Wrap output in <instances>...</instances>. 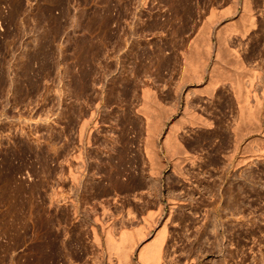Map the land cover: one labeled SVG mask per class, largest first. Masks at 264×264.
<instances>
[{"label":"rangeland","instance_id":"obj_1","mask_svg":"<svg viewBox=\"0 0 264 264\" xmlns=\"http://www.w3.org/2000/svg\"><path fill=\"white\" fill-rule=\"evenodd\" d=\"M242 1L0 0V264H52L53 236L61 245L58 264H108L103 231L91 217L95 214L102 225H112V233L119 232L120 236L122 222L125 229L131 230L141 224L137 222L141 216L155 213L153 198L143 194L150 190L148 182L154 181L148 168L138 176L145 185L134 189L127 198L125 193H102L96 189L100 178L94 176V167L107 161L108 153L118 146L115 141L122 119H129L126 128L131 130L129 137L135 139L130 145L132 154L141 153V142L133 135L143 127L140 123L144 115L139 109L143 107L140 92L144 85L153 95L148 99L149 114L159 116L161 123L157 145H162L169 127L176 123L181 144L195 162L193 166L184 163L187 181L176 179L169 165L159 175L160 202L164 207L161 215L155 214L154 218L162 224L171 217L166 226L162 263L264 264L263 111L258 130L244 138L253 143L228 160L232 144L228 140L221 143L222 128L213 126L219 117L231 131L239 123L243 125L232 116L237 108L231 99L229 81L219 79L208 89L207 72L199 83L189 81V77L182 82L180 79L184 68L181 54L188 52L205 22L211 27L209 45L225 57L220 63L213 54L206 56V71L214 61L220 63L218 72L232 71L215 31L229 22L240 27ZM257 2L258 6L252 7L256 27L264 21V0ZM228 6L236 13L216 19L217 24L207 21L211 8L221 15ZM256 27L244 37L234 33L225 37L241 58L249 53L253 56L249 65L245 64L256 71V92L262 94L264 56L258 53L264 41L253 35L259 32L264 39V33L256 31ZM44 40L48 46L43 49ZM70 71L75 77L82 74L83 79L73 97ZM186 93L189 99H185ZM186 107L211 125L190 124ZM80 108L87 114L95 112L98 125H89V153L84 158L92 169L83 178L84 188L78 189L77 199L70 190L66 167L71 161L67 155L69 139L79 147L80 122L77 119L72 125L71 121ZM228 129H224L226 137L231 135ZM240 156L246 161L242 162ZM93 186L95 189L90 188ZM174 196L180 203L169 210L168 199ZM68 197H73L78 209L75 212ZM147 200L153 206L149 201L147 206ZM127 208L134 215L131 223L126 219L130 218ZM140 208L144 211L140 212ZM212 215L218 224L216 230L211 228ZM90 225L98 229L104 243L101 239L100 243L94 241ZM114 234V239L119 238ZM114 256L110 255L116 260ZM130 258L134 264L140 263L136 252Z\"/></svg>","mask_w":264,"mask_h":264},{"label":"bare ground","instance_id":"obj_2","mask_svg":"<svg viewBox=\"0 0 264 264\" xmlns=\"http://www.w3.org/2000/svg\"><path fill=\"white\" fill-rule=\"evenodd\" d=\"M182 1L187 2L189 0H182ZM235 1L233 0V2H235ZM251 1L250 0H243L241 3V9H240L241 12L239 13V18H238V23H240V27H238L237 26L238 24L235 22H229V24H226V26L223 25L224 28L222 30L220 29V31H217V33L215 31L216 36L220 39L219 44H221L222 47H225L224 48L225 51H223V52L227 56V59L229 60V62H231V64L229 63V66L232 67V71H230V69H229V73H228V71H226V72H218L217 71V68H218L217 64H220L221 62L223 63L224 62L223 59L225 57L222 58L223 56L221 54V51H219V50L214 51L213 48L209 45V40H208L209 35L208 34L211 33V30H210L211 27L208 25L205 26V24H207V22H205V21H204L205 23H203V25H202L203 28H201V30H199L198 38L193 41L191 48L188 50L187 53L181 54L182 60H183V66H184L182 75L180 76L181 82L183 81L182 79L185 80L186 77H189L190 78L189 81H193V83L194 82L199 83L203 80V78L205 76V75H203L204 72L205 73L207 72L206 76H207V86L208 87L207 86L206 87L208 89L214 87L219 82V79H224V80L229 81L228 85L230 87L231 94H232L231 99H233V103L236 105V108H237V113L235 115H232V116H234L233 117L234 120H236V118H239L242 121L243 125H240V123H239L240 126L239 125H238L239 127L237 125L234 126L232 128V131H231V129H228L229 128L228 125H226L227 122H224L225 120L223 121V118L219 117L218 118V124L216 126H213L214 129L218 128L221 130V128H222V130H221L222 132L219 134V139H220L219 141L221 143L225 140L226 141L228 140V142L230 144H232L231 150H230L231 155L227 156L228 160H230L232 158L233 154H235L237 151L239 152V150H241V148L243 150H246V149H248V147H250V145H251V143H253V141L247 142L246 139H244V138H246L245 137L246 135H249V134L253 133V131L256 132L258 130L257 128L260 127L259 123H260V112H261V110L263 111V114H264V102H261V99L264 97V89H262V94H257L258 91L256 92V90H257L256 86H258V84L256 82L257 81V76L255 74L256 71H254V69H252L250 67H246V64H245V62L247 64L250 63L249 61H251L253 59V56H250V53H249V55H247L248 57L246 56V58H245L243 56V58H241V56L237 53V51H235L234 48H233L234 50L230 48L231 47L230 45L232 43L229 45L228 44L229 43L228 38L225 37V35L228 36V34H231V33H234V35L239 34L240 37H244L247 35V33L249 32L250 29L256 27V22H255L253 14H252V7L258 6V2H257L258 0L257 1L251 0ZM232 8L233 7H231V8L229 7L226 11L224 10L223 13H221V15H219L218 14L219 12L217 13V11L214 8L213 9L211 8V11H210V14L208 15L207 21L209 23L213 24V21L216 22V19H217V21H220L218 19H221V17L231 16L232 14L236 13V10L234 8L233 9ZM13 15H15V13ZM263 22H261L262 24L261 23L258 24V22H257V24L259 26L256 27V31L259 30L262 32V34L264 33V23ZM217 23L218 22H216V24ZM205 27H206V30H205ZM221 33H223L224 35L222 36ZM206 34H207V36H205ZM255 35L256 36L253 35V37H255V38L257 37L256 40L261 39L264 41V39H262L263 37L261 36V34H259V32H258V34H255ZM263 36H264V34H263ZM200 41H205V43L202 44ZM46 42L47 41L44 40L42 43L43 49H44V46L47 45ZM260 45L262 48L259 49L260 53H258V52L257 53H258V55L264 56V42ZM211 54H213L215 60L219 61L220 63H216L214 61L213 62L214 64L211 63L210 70L206 71L207 69L205 67L208 64L206 60L211 57ZM252 55H254V54H252ZM206 56H208L207 59H205ZM193 58H195L196 60ZM227 59H225V60H227ZM262 61L264 62L263 59H262ZM230 72H232V73H230ZM69 74H70V76H69L70 77V83L69 84L71 87L70 93H71V97H73V96H75L74 92L76 93V88H78V85H80V83H81L80 81L83 79L81 78L82 74L78 75L77 77L73 76L75 74H73L71 71L69 72ZM180 84H182V83H180ZM263 86H264V84H263ZM80 87H82V86H79V89H81ZM82 90L83 89H81V91ZM141 90L142 91L140 92L141 93L140 99H143V104L141 105L143 107H141L139 109V111L142 112V114L144 115V117H143L144 121H143V123H140L143 125V127L141 125H139L141 127L139 128L138 131H136V132H138V135L137 134L133 135L134 138L136 137L138 142H141V150H140L141 153L140 154L139 153L132 154L131 150L133 148L130 145H133L132 143L134 142L135 139H133V138L131 139L129 137L131 130L129 131V128H126L127 127L126 122H128L129 119H124L125 120L124 122H123V119L122 120L120 119L122 121L121 122L119 120L121 122L120 124L122 127L120 129L121 131L118 134V136L116 135L117 140L115 141V143L118 144L117 148L111 149V152L108 153L107 161L101 162L100 163L101 165L98 164L97 167L96 166L94 167L95 172L93 170L92 171L95 173L94 176L97 177V175H98L100 180H102L104 182L103 184H101L102 181L100 182V180L98 178V180H99V182L97 183L98 188H96V189H98L99 191H102V193H106V192H114V193L120 192L123 194L125 193V196L127 198L128 196H130V193L133 192L134 189L137 190V188H139L141 185H145V183H146L145 180L143 183L142 178L140 180L138 178V176L143 175L144 169L148 168L149 169L148 175H149V177H151L150 179L153 178L152 180H154V181L149 180L150 182H148L149 183L148 190L149 189L150 190L147 192H144L143 194L144 195L148 194V196L153 198L152 199L153 200L152 202H154L153 205L156 206L157 209L154 210L155 213L154 212L151 213L152 212L151 211V212L146 213L144 216H141L143 214L138 213V215L141 214L140 215L141 217L137 215L138 217H140V220H137V222L140 221L141 224L135 228L132 227L133 229L131 228V230L125 229L124 225H123L124 222H122L119 226L122 225L123 229L119 230V231H121L120 236L118 235L119 232L118 233L116 232L118 237H119L116 239H114V236H113L114 232L112 233V231H111L112 229H110L112 227V225L110 228L107 225L104 226L105 224L102 225L101 222L98 220V218L95 217V214H94V217H91L92 215L90 216L92 218V222L100 225V228H101L100 230L103 231L102 233L104 234V239L106 240V242L104 240H102L101 238L100 239L103 241V243L104 242L106 243L105 245H106L107 252H108V253L106 252L108 255L107 256L108 259L106 261H108V264H134L135 262H132L131 258H130L131 254L133 252H136L137 262H140L138 264H163L162 263L163 244L165 242L164 240L166 239L165 238L166 234H167L166 233V226H167V222H168L170 216H168L166 219H164V221L161 222L162 224L158 223V221L157 222L155 221V218H157V215H161V212L163 211L162 207H164V206H161V202H160L161 197H162V195H161L162 185H161V177L159 175H161V172L167 167V165H169L171 167L172 175H174L176 177V179H181V180L187 181L189 178H187L188 173L186 172L187 170L184 169V167H185L184 163L188 162L191 166H193L195 164L193 156L188 154V152L184 149V146H182V144H181L180 137H182V136H179L180 135L179 127L177 126L176 123L174 125H172L171 127H169L168 131L166 132L165 136L163 137L164 139L162 141V145L161 146L157 145L156 139H157V136L159 134V128H160L159 124H161V123H158L159 122L158 120H160V119H158L159 116H157V115H153V117H152L149 114L150 104H148V101H149L148 99L153 98L152 97L153 95H151V93H150V89L145 87V85H144V88ZM197 91L199 94L200 93L203 94L206 92V90H197ZM77 93L80 94L79 92H77ZM189 96H190V94L186 93L185 99H189L188 98ZM261 96H262V98H261ZM134 98H136V96ZM250 99H253L252 102L250 101ZM191 110L188 107L185 108V112L189 115L188 117H189L190 124H201V125L203 124L205 126L211 125L210 122L202 119V117H198V116L196 117V116L192 115L194 113ZM86 114H87V111H85V109L82 110L80 108L77 115L74 116V118L71 121L72 125L76 124V122H78L77 119L80 122L78 132H77V134H78L77 139H78L79 147L76 148L74 146V143L71 141V139H69L70 141L68 143L69 146H68V154L67 155H70L71 161L69 162V164L67 163L68 166L66 167V169H67V173H68V175H67L68 176V184H70V190L73 192V196H75V197L78 196V189L81 186L83 187V178L85 177V175L87 173H89L88 171L90 169H92L89 165L87 166L85 158H84L89 153V152H87V149H88L87 147L90 146L89 145L90 144V141H89V139H90L89 125L93 124V126H92L93 128H95L98 125V123L96 122V118L94 119V115H96L95 112L94 113L91 112L90 114H87L89 117H87ZM182 124L183 123H181V125ZM253 127H255V128H253ZM224 129H228V131L230 130L231 135L226 137V135L224 134ZM243 130H244V133L242 132ZM210 142H211L210 140L206 141V143H210ZM91 144H92V142H91ZM242 144H243V147H240V145L242 146ZM220 146H222V145H220ZM74 152H77V154L75 155ZM134 152H136V150ZM137 152H139V151H137ZM254 153H255V151H254ZM240 160L242 162L246 161V157L240 156ZM241 161H239V162H241ZM10 171H13V170H10ZM3 172H5V171H3ZM90 178H91V176H90ZM8 179H9V177H8ZM87 179H88V177H87ZM0 182H1V177H0ZM93 184H95V183H93ZM90 188H94V186L90 187ZM168 190H169V188H168ZM144 195H142V196H144ZM75 197H74V199H75ZM72 198L73 197H71V198L68 197V199H71L69 201H70L71 206L75 212L78 209H75V203H74ZM151 198H150V200H151ZM77 199H79V198H77ZM138 199H140V197ZM150 200H147V206H149L148 201L150 203ZM78 202H80V201L78 200ZM141 202H144V201H141ZM138 203H140V202L138 201L136 204H138ZM179 203H180L179 201L175 200V196H174V198L173 197L171 199L169 198L168 199V204H169V208H170L169 210H172V208H175ZM76 206L78 207V204H76ZM144 206H146V203H144ZM102 209H103V212H105L104 211L105 209L103 207H102ZM127 210H128V208H127ZM127 210H126V213H127L126 215H130V216H127L130 218L129 219L126 217L125 218L127 219V221L129 220V222H130V220H132L134 218L133 217L134 215H132V213H131L132 211L129 212L130 209L128 211ZM140 210H142V209L140 208ZM143 211L144 210H142L140 212H143ZM155 214H157V215H155ZM75 215H77V214H75ZM210 218H211V224H212L211 228H213V230H216L218 227L217 226L218 224L216 223L217 222L216 218L213 215ZM121 219L123 221L124 218H121ZM118 221H120V220H118ZM99 222H100V224H99ZM127 223L128 222H126V224ZM159 224L161 226H159ZM135 225H137V224H135ZM90 226H93V225H90ZM90 228H91L90 231L92 233V238L94 239L95 242L100 243L101 240L99 239V234L97 232L98 229H96V227H94V226L90 227ZM151 231H153L154 233L151 236H148L149 235L148 233ZM100 235H102V234H100ZM114 235H116V234H114ZM59 246H61V245H59ZM59 246H58L57 236H53L52 251H51L52 252V264H58V262H59V257L61 254V252H60L61 250L59 251ZM110 255H115L116 257L114 256V259H116V260L111 259ZM111 260H113L115 262L113 263V261H111Z\"/></svg>","mask_w":264,"mask_h":264}]
</instances>
